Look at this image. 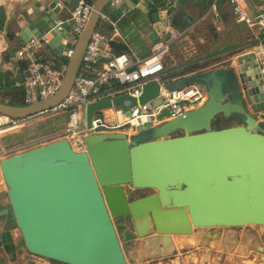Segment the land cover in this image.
I'll return each instance as SVG.
<instances>
[{
  "label": "water",
  "instance_id": "1",
  "mask_svg": "<svg viewBox=\"0 0 264 264\" xmlns=\"http://www.w3.org/2000/svg\"><path fill=\"white\" fill-rule=\"evenodd\" d=\"M63 1L74 7L79 3ZM111 1H94L58 93L31 106L0 102L1 115L25 118L67 96ZM177 1L169 0L168 9L163 5L155 12L161 17L164 40L171 36L163 31L167 24L184 37L194 22L175 5ZM58 12L54 1L47 9L46 26L27 25L21 39L25 43L31 36L41 39L42 46L62 57L69 32L57 29ZM221 70L174 86L203 82L207 100L184 116L145 130L152 131L148 137L136 138L140 132L92 133L85 137L83 151L63 139L2 159L8 191L0 195V226L19 230L28 253L61 264H131L130 259L139 264L138 260L175 251L182 238L189 239L198 229L217 228L221 237L224 228L264 226V120L247 110L238 88L224 86ZM234 76L237 84L246 86L254 109H261L263 78L255 58L242 60L239 75ZM159 95V83L151 81L139 100L123 94L91 102L86 107L87 126L101 110L128 111ZM165 116L168 111L159 119ZM64 117L53 134L64 129ZM137 238L147 239V247L128 255L124 242Z\"/></svg>",
  "mask_w": 264,
  "mask_h": 264
},
{
  "label": "built area",
  "instance_id": "2",
  "mask_svg": "<svg viewBox=\"0 0 264 264\" xmlns=\"http://www.w3.org/2000/svg\"><path fill=\"white\" fill-rule=\"evenodd\" d=\"M94 1L79 0L68 20L60 21L57 25L58 30H62L65 23L71 27L69 46L64 52V56L68 60L73 55L76 41L86 28ZM147 1L150 0H141L143 3ZM221 1L213 0L210 9L212 13H217ZM226 1L232 6L237 22L264 33V12L251 14L248 10L247 0ZM124 2V0H112L108 6L112 9L120 8ZM57 6L62 7V3H58ZM168 8L169 5L166 6V9ZM101 19L108 20L109 18L103 12ZM166 19L169 18L166 17ZM163 31L171 34L169 40L160 38L154 44L151 55L139 59L128 53L119 54L114 51L112 43L114 37L119 34L116 28H114V36L109 37L98 26L86 46L74 85L62 101L49 109L25 118H12L0 114V134L19 129L28 122L48 115L66 116L64 129L28 144L6 150L2 154L7 155L30 148L37 143L63 139L68 140L74 150L83 151L85 137L89 134L138 133L139 128L158 126L164 121L184 116L188 111L205 103L207 93L200 86L191 84L180 89H170L161 81L160 77L164 73V60L171 51L172 44L183 35L173 29L170 24L164 26ZM42 45L41 39L33 38L17 54L19 58L27 59L30 62L29 75L17 83V86L23 90L25 106H31L55 96L65 77L67 66L63 69H55L39 59L37 51ZM255 60L258 62L263 78L261 84L263 106L259 110L252 111L251 114L264 120V46H261L256 53ZM151 81H157L160 85V95L157 97L162 99L160 103L154 104V100L145 104L138 102L128 111H124L120 107L104 109L97 112L98 114L96 113L92 118L91 126H87L86 107L89 103L102 98H115L123 94H129L139 100L144 87ZM244 98H246L245 95ZM108 110L111 111L110 114L105 113ZM164 111L169 112V117L165 116L160 120L159 117Z\"/></svg>",
  "mask_w": 264,
  "mask_h": 264
},
{
  "label": "crops",
  "instance_id": "3",
  "mask_svg": "<svg viewBox=\"0 0 264 264\" xmlns=\"http://www.w3.org/2000/svg\"><path fill=\"white\" fill-rule=\"evenodd\" d=\"M54 1H57V4L62 3V7H59V12L55 15L58 18V25L60 21L68 20L70 13L75 8L63 0H0V93L2 95L22 90L17 86V83L23 81L29 75L30 62L17 56L18 52L27 44L21 39L20 34L29 24L45 27L44 19H47V9ZM124 1V5L120 8H106L104 13L109 19H101L102 25L99 28L109 37L114 36V28H116L119 34L114 37L113 43L125 46L129 50L128 54L139 59L147 58L151 55L154 44L161 38L159 24L161 17L152 12V0L144 3L141 0ZM247 3L251 14L264 12V0H247ZM211 4L210 0H178L175 3L177 7H181L187 16L194 20L193 24L187 29V34L199 27H208L213 22L216 38L212 43L213 51L205 50L206 52L203 51L204 53L202 54L194 55V52L191 53V50H187L183 54L189 55L191 58L181 64L172 55H174L173 50L176 48L177 43L185 38L187 34L174 42L171 47L172 55L170 57L174 64L168 63L169 68L164 69V73L160 77L161 81L169 72H180L206 61L214 62L216 59H222L223 61L214 64L213 68H216V65L217 69L230 68L238 76L241 61L255 58L260 47L264 46V33L259 32L256 28H249L237 22L233 15L232 6L226 0H222L219 3L216 14L210 11ZM165 5L171 6L172 4L169 0H165ZM63 29L69 32V38H67L69 42L71 27L68 23H65ZM33 38L36 37L31 36L30 40ZM68 46L69 44H67ZM54 49L56 50V48ZM64 52L63 56L60 57L44 46L37 51L39 59L55 69H63L67 66L68 62L64 61V59H67L64 56ZM170 52L164 61L169 58ZM224 65L227 66L224 68ZM206 71H189L175 78L173 84L174 86L180 85L184 81L206 73ZM191 84L197 85V83L190 81L186 86ZM238 89L244 99L247 110L251 113L255 109L249 97L245 94L246 86L238 82ZM244 95L246 98H244ZM110 112L108 110L105 113L110 114ZM64 118L66 121V116ZM6 150L9 149H4L2 153ZM7 191V186L3 188L0 185V195L7 193ZM16 231L18 230L8 229L4 225L0 226V260L7 261V264H17L23 261V259H26L25 254L28 253L19 246V236ZM52 263L61 264L55 261H49L47 264Z\"/></svg>",
  "mask_w": 264,
  "mask_h": 264
},
{
  "label": "rangeland",
  "instance_id": "4",
  "mask_svg": "<svg viewBox=\"0 0 264 264\" xmlns=\"http://www.w3.org/2000/svg\"><path fill=\"white\" fill-rule=\"evenodd\" d=\"M107 9H109V6H107ZM211 23L212 24H209L208 27L202 26L188 33L185 38L177 43L176 48L173 50L174 55H172V51L170 52L169 58L164 61V64H174V62L171 61V55L176 57L178 63L180 62L181 64L185 62L188 58H191V56L183 54L187 50H191V53L194 52V55L202 54L207 50L213 51L214 47L212 43L215 41L216 37L213 31L214 24L213 22ZM226 66L227 65H224V68ZM213 67V65L208 67L206 73L215 69L217 70V65L216 68ZM197 85L207 93V88L203 82L197 81ZM161 101V98H157L153 103L158 104ZM62 116L63 115L44 116L24 124L22 128L18 130L6 133L0 139V161L13 154L51 142L33 144L30 148L11 152L7 155L1 154L7 146H13V148H15L39 140L42 136L46 137L52 135L54 130L62 127ZM150 128H152V126L139 128V132H143ZM0 185L6 188L1 169ZM2 194L4 195L5 193ZM233 203L237 208L238 204L236 200L233 201ZM217 231H219L217 228L195 230L194 235L189 237V244H181V246L176 247L175 251H170L162 256H150L146 260H138V262L139 264H264V226L224 228L220 230L221 237H217ZM16 233H18L19 236V246L26 251L19 230L16 231ZM148 243L147 239L137 238L128 243L124 242V249L128 255H131V251L147 247ZM25 257L26 259H23V261L17 264H47L49 261L52 262V260H47L30 253L25 254ZM130 260L132 262L131 264H137V260Z\"/></svg>",
  "mask_w": 264,
  "mask_h": 264
},
{
  "label": "trees",
  "instance_id": "5",
  "mask_svg": "<svg viewBox=\"0 0 264 264\" xmlns=\"http://www.w3.org/2000/svg\"><path fill=\"white\" fill-rule=\"evenodd\" d=\"M89 2H93L94 0H88ZM153 2V10L152 12H156L157 9L160 6L165 5V0H152ZM101 22L99 23V27H101ZM214 31V29H213ZM216 37V34L214 35ZM112 47L115 50V52L121 54V53H129V50L122 45L116 44V43H112ZM64 61L67 63V59H64ZM223 61L222 59H216V61L212 62V61H208V62H203L198 66H194L191 68H187L185 70H182L180 72H169L167 73V75H165L162 78V81L165 83V85L170 88V89H174V82L173 80L175 78H177L178 76L185 74L189 71H198L201 72L202 70H206L208 67H210L211 65L217 64L219 62ZM169 68V64H164V69H168ZM221 75L223 77V81H224V86L225 87H230V88H238V84L236 82V78L234 76V71L230 68L227 69H222L221 70ZM23 91L19 90L16 92H12V93H8V94H3L0 93V102L2 103H6L12 106H24V102H23ZM152 134V131H143L140 132V134L136 137V138H145L148 137Z\"/></svg>",
  "mask_w": 264,
  "mask_h": 264
},
{
  "label": "bare ground",
  "instance_id": "6",
  "mask_svg": "<svg viewBox=\"0 0 264 264\" xmlns=\"http://www.w3.org/2000/svg\"><path fill=\"white\" fill-rule=\"evenodd\" d=\"M181 242L184 244V243H187V244H189V239H187V238H182L181 239Z\"/></svg>",
  "mask_w": 264,
  "mask_h": 264
}]
</instances>
